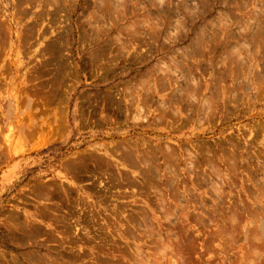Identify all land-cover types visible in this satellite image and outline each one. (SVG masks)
I'll return each instance as SVG.
<instances>
[{
  "label": "rangeland",
  "instance_id": "rangeland-1",
  "mask_svg": "<svg viewBox=\"0 0 264 264\" xmlns=\"http://www.w3.org/2000/svg\"><path fill=\"white\" fill-rule=\"evenodd\" d=\"M41 263L264 264V0H0V264Z\"/></svg>",
  "mask_w": 264,
  "mask_h": 264
},
{
  "label": "bare ground",
  "instance_id": "bare-ground-1",
  "mask_svg": "<svg viewBox=\"0 0 264 264\" xmlns=\"http://www.w3.org/2000/svg\"><path fill=\"white\" fill-rule=\"evenodd\" d=\"M56 1V0H55ZM47 2V1H46ZM57 2H59V1H57ZM101 2V1H100ZM160 2V1H159ZM112 3H113V1H112ZM185 3V2H184ZM100 4V3H99ZM111 4V3H110ZM50 5V4H49ZM113 5V4H112ZM159 6H160V4H159ZM121 14V13H120ZM98 16V15H97ZM120 17V16H119ZM148 23V22H147ZM221 25V24H220ZM141 26V25H140ZM156 29V28H155ZM134 31V30H133ZM134 35H135V33H134ZM133 36V35H132ZM136 38V37H135ZM169 72V71H168ZM168 74V73H167ZM179 79V78H178ZM181 79V78H180ZM146 83V82H145ZM176 83V82H175ZM135 98H136V96H135ZM134 98V99H135ZM133 100V99H132ZM167 109V108H166ZM124 149V148H123ZM131 152V151H130ZM140 154V153H139ZM127 158H128V156H127ZM128 161V160H127ZM142 161V160H141ZM141 163V162H140ZM52 186V185H51ZM46 197V196H45ZM39 199V198H38ZM44 199V198H43ZM29 224V223H28ZM28 228H29V226H28ZM48 233V232H47ZM49 260V259H48ZM42 264V263H41Z\"/></svg>",
  "mask_w": 264,
  "mask_h": 264
}]
</instances>
